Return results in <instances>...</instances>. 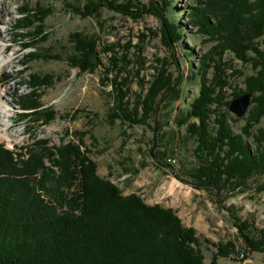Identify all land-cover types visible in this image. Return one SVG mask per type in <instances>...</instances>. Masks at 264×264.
Returning a JSON list of instances; mask_svg holds the SVG:
<instances>
[{
	"label": "rangeland",
	"instance_id": "obj_1",
	"mask_svg": "<svg viewBox=\"0 0 264 264\" xmlns=\"http://www.w3.org/2000/svg\"><path fill=\"white\" fill-rule=\"evenodd\" d=\"M209 1L212 0H0V8H9L1 14L6 23L0 26L5 40H0V46L8 47L3 57L12 62L0 74V95L11 107L9 138L0 137V144L16 152L22 148L26 158L27 151H33L45 157V165L51 167L46 153H55L64 146L62 143L78 146V138L81 154L92 161L99 179L117 187L122 197L133 195L148 208L169 210L183 228L194 230L200 240H208L210 244L202 247L207 264L215 253L212 245L229 243L233 253L228 259L220 258L217 264H264V254L252 253L237 228L243 221L254 228H264V175L251 178L244 187L218 193L198 186L186 175L200 163L193 153L194 140L188 138L186 125L178 121L199 98L203 78L218 83L219 94L228 105L236 97L250 95L248 112L243 117H236L229 107L221 110L228 112L234 133L252 125L250 116L258 123L253 133L259 139L264 135V117L259 119L258 115L260 99L248 93L245 84L257 72L249 61L255 58L249 47L251 42L257 43L264 53V36L254 38L257 23H236L241 31L234 40V52L224 46V39L194 27V9H204ZM118 5L126 6L125 10ZM25 8L38 10L34 19L46 18L40 22L44 25L21 33L39 38L34 44L36 56L50 55V59L29 62L27 68L21 64L29 51H23V37L14 28L30 24L20 15ZM164 19L180 27L181 40L168 46L163 38ZM208 22L212 25L213 19L208 18ZM76 34L94 39L97 45L100 62L93 73L81 74L67 61L69 39ZM165 63L176 81L179 98L167 106L166 102L157 106L152 120L145 125L116 118L122 117L119 110L125 107L119 106L115 77L118 82L127 80L122 89L128 95L123 101L132 111L136 99L146 95L152 77ZM118 67L123 71L119 75ZM28 74L50 78L45 88L33 95L43 109L50 108L55 113L48 123L19 116V98L31 95ZM220 81L227 84L222 86ZM141 110L139 107L137 114ZM45 117L44 120L49 115ZM193 122L199 124L195 119L190 123ZM252 141L250 138L247 143L254 149Z\"/></svg>",
	"mask_w": 264,
	"mask_h": 264
},
{
	"label": "trees",
	"instance_id": "obj_2",
	"mask_svg": "<svg viewBox=\"0 0 264 264\" xmlns=\"http://www.w3.org/2000/svg\"><path fill=\"white\" fill-rule=\"evenodd\" d=\"M168 3L166 1L165 5ZM208 3L204 9H194L196 13L191 19L194 27L224 39V46L234 52V40L241 31L236 23L248 26L257 23L254 38H263L264 0H212ZM98 6L94 8L95 13ZM117 7L125 10L126 6ZM37 11L23 9L21 18L30 24L16 25L15 30L21 33L44 25L40 22L46 17L34 19ZM208 18L213 19L212 25ZM162 26L167 46L181 40L177 24L164 19ZM21 36L23 51H29L23 55V67L38 59H50V55L47 58L36 56L34 44L39 38L32 39L22 33ZM69 45L66 58L71 68L81 74L93 73L100 62L94 39L76 34L69 39ZM256 45L251 42L249 48L255 58L249 61L257 72L249 76L245 84L248 93L257 94L260 99V119L264 117V53L259 50V44ZM117 69V75L123 72L122 68ZM168 70L165 63L152 77L146 95L136 99L132 111L128 110L129 103L123 101L128 95L127 90L122 89L127 80L118 82L116 76L119 106L125 107L119 110L122 117L116 118L124 123L145 125L152 120L157 106L165 102L167 106L177 100L176 81ZM27 76L31 95L19 98V116L48 123L55 113L50 108L43 109L33 95L39 88H45L50 78L40 74ZM218 86L214 79L209 82L203 78L199 98L178 121L186 125L188 138L194 140L193 153L200 163L186 175L198 186L216 193L244 187L251 178L264 175V135L259 139L253 133L258 125L256 118L249 116L252 125L234 133L228 112L221 110L229 105L223 94H219ZM139 107L142 110L137 114ZM193 119L199 124L190 123ZM250 138L254 149L247 143ZM77 141L78 146L67 142L55 153L47 152L51 167L45 165V157L33 151H27V159L22 148L16 152L0 144V264H207L202 247L210 244L208 240H200L194 230L183 228L179 218L169 210L148 208L133 195L122 197L117 187L96 176L92 161L81 154L80 139ZM237 228L252 253L264 254V228H254L247 221L238 222ZM212 248L215 253L209 264H217L220 258L228 259L233 253L231 243L212 245Z\"/></svg>",
	"mask_w": 264,
	"mask_h": 264
},
{
	"label": "bare ground",
	"instance_id": "obj_3",
	"mask_svg": "<svg viewBox=\"0 0 264 264\" xmlns=\"http://www.w3.org/2000/svg\"><path fill=\"white\" fill-rule=\"evenodd\" d=\"M8 10L9 8L6 5L0 8V26L6 23V20L1 16V14L8 12ZM0 40L3 43L5 42L3 35L1 34V28H0ZM6 50H8V47H5L4 45L0 46V74L12 63V62H8L6 60L7 58L3 57L4 56L3 53L4 54L7 53ZM3 99L4 97L0 95V137L9 138L8 130H10L11 107L10 105H8L6 101L4 102Z\"/></svg>",
	"mask_w": 264,
	"mask_h": 264
},
{
	"label": "water",
	"instance_id": "obj_4",
	"mask_svg": "<svg viewBox=\"0 0 264 264\" xmlns=\"http://www.w3.org/2000/svg\"><path fill=\"white\" fill-rule=\"evenodd\" d=\"M250 100V95H242L230 103L229 110H231V112L234 113L236 117L241 118L247 114Z\"/></svg>",
	"mask_w": 264,
	"mask_h": 264
},
{
	"label": "built area",
	"instance_id": "obj_5",
	"mask_svg": "<svg viewBox=\"0 0 264 264\" xmlns=\"http://www.w3.org/2000/svg\"><path fill=\"white\" fill-rule=\"evenodd\" d=\"M174 162V161H173Z\"/></svg>",
	"mask_w": 264,
	"mask_h": 264
}]
</instances>
